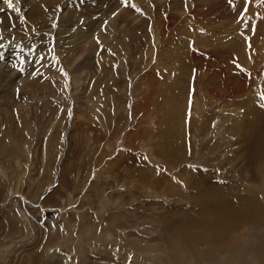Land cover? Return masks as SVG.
<instances>
[{"label": "rangeland", "instance_id": "rangeland-1", "mask_svg": "<svg viewBox=\"0 0 264 264\" xmlns=\"http://www.w3.org/2000/svg\"><path fill=\"white\" fill-rule=\"evenodd\" d=\"M12 3L0 0V264H174L173 250L258 264L264 216L213 250L167 239L201 233L215 199L234 200L225 188L264 211V2ZM238 74L246 90L229 97Z\"/></svg>", "mask_w": 264, "mask_h": 264}, {"label": "bare ground", "instance_id": "bare-ground-1", "mask_svg": "<svg viewBox=\"0 0 264 264\" xmlns=\"http://www.w3.org/2000/svg\"><path fill=\"white\" fill-rule=\"evenodd\" d=\"M257 45H258V43H257ZM251 46H254L252 48L253 50H257L259 47H261V49H263L262 50L263 51L262 54H263V57H264V47H263V45H259L258 48H256V46L254 44L253 45L251 44ZM249 48H251V47H249ZM250 51H251V49H250ZM248 63H249V61H248ZM256 63H259V62L256 61ZM249 64L250 65L248 67L251 68L252 65H253L251 63V61H250ZM253 69H254V67H253ZM245 71H244L245 72V75L248 76L247 77L248 78L247 79V82H249V84L247 83L248 85H246V88H247V86H249L250 84L255 83V80L256 79L254 80L255 77L251 73V71H249L247 69H245ZM260 73H262V71H260ZM241 76H242L241 74H238L237 77L229 79V80L234 81V82H232L233 85H235V87H233L234 88L233 90L238 89V91H236V92H233V93L231 92L232 95H230L228 93L229 97L230 96L233 97V96H236V95L241 94V90L239 88V84L240 83H243V85L241 86V88L244 91L246 90L245 85H244V80H243V77L245 78V76L244 75L242 77ZM259 77H261V76H259ZM233 90H230V91H233ZM256 92H257V94H255V96L257 97V99H259V100L262 99V97H263L262 94L264 93L263 87L257 89ZM262 100H263V104H264V99H262ZM261 108H264V106H261ZM248 113L252 115V111H249ZM239 140L241 141V139H238V141ZM262 144H263V142L261 140V144L260 145L262 146ZM262 148L264 149V147H261V149ZM262 167H264V163H262V165L259 164L257 166V168L259 170L257 173L259 174V176L261 175V173H263L262 170H260V168H262ZM260 171H261V173H260ZM262 177H264V174H262L261 178ZM249 185H251V184H249ZM256 186L258 187V185H256ZM262 186H264V184ZM238 188L236 190H234V191H230V190H228L226 188L223 189V191H222L223 195L226 196V197H229V198L232 197V199H234V200H225V201H222L219 198L215 199L214 205H213L214 208H213V211H212V214H213V218H212L213 219V222L210 223V224H204L201 233H196V232L193 233L191 230L183 229L184 226H177L176 229H175V234H173L172 236L170 235V237L167 239L168 240L167 241L168 247L170 249L174 248V246L177 243V241L180 242V243H182V244H184V242L189 244L192 241H195V242H208L207 245H210L211 244V247L209 249L210 250H213L215 247H218V246L222 247L223 246L222 243H217V239L220 236H222V235H228L230 232H234V231H237V230H240L241 233H242L243 232L242 230H244V229H246V231H248L247 228H251L252 229L253 227H255V225H257L262 220V217L264 216V211L262 210L261 207H257L254 204H251L250 206H248V205H245V206L239 205L236 200L239 199L240 197H239V195L237 196L236 193H238V191L241 190V188H239V189ZM246 190H248L249 191V194H252V195L257 191V190L251 191V189H246ZM239 192H240V194L243 193V191H239ZM240 196H242V195H240ZM251 199H253V198H251ZM227 201H231V203H227ZM215 209H216V211H215ZM261 235H263V234H261ZM249 238H251V236ZM177 245L178 244H176V246ZM234 247L235 246H233V244H231L229 246V252H228L229 253V256H230V252L233 250ZM252 249H253V247H252ZM173 251L172 252H168V253L166 252L167 255H170L169 260H171L172 262L175 261L174 264H184V261L182 260V258L180 256L176 255ZM224 251H226V250H224ZM252 253H253V250H251V253H249L246 249H242L241 251H239V252L236 253V256H238V257L241 258L245 254H249L250 255ZM177 254H179V253H177ZM256 254H258L256 256V258H257L256 260L258 261V264H264V246H261V249H259ZM231 255H233V254L231 253ZM207 257H209V256L207 255ZM248 257H246L244 259H248ZM221 260L222 261L219 260L220 262L215 261L216 263H213V264H248V263H240V262H238L241 259H238V261H235V260H233V259H231L229 257L228 258L227 257H224V258L222 257ZM249 260H250V257H249ZM191 262H193V261H191ZM193 264H195V263L193 262ZM254 264H255V262H254Z\"/></svg>", "mask_w": 264, "mask_h": 264}, {"label": "snow or ice", "instance_id": "snow-or-ice-1", "mask_svg": "<svg viewBox=\"0 0 264 264\" xmlns=\"http://www.w3.org/2000/svg\"><path fill=\"white\" fill-rule=\"evenodd\" d=\"M122 2L126 4V0H122ZM262 2H264V0H262ZM3 3L6 4L9 9L13 8L12 0H3ZM16 11L19 12V9H16ZM262 99H264V97H262Z\"/></svg>", "mask_w": 264, "mask_h": 264}]
</instances>
